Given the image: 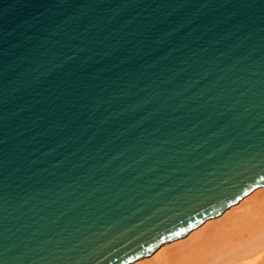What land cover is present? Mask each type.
I'll list each match as a JSON object with an SVG mask.
<instances>
[{
  "label": "water",
  "instance_id": "95a60500",
  "mask_svg": "<svg viewBox=\"0 0 264 264\" xmlns=\"http://www.w3.org/2000/svg\"><path fill=\"white\" fill-rule=\"evenodd\" d=\"M264 187V0H0V264H127Z\"/></svg>",
  "mask_w": 264,
  "mask_h": 264
},
{
  "label": "bare ground",
  "instance_id": "6f19581e",
  "mask_svg": "<svg viewBox=\"0 0 264 264\" xmlns=\"http://www.w3.org/2000/svg\"><path fill=\"white\" fill-rule=\"evenodd\" d=\"M250 193L220 219H208L183 238L127 264H264V187Z\"/></svg>",
  "mask_w": 264,
  "mask_h": 264
},
{
  "label": "rangeland",
  "instance_id": "374dc122",
  "mask_svg": "<svg viewBox=\"0 0 264 264\" xmlns=\"http://www.w3.org/2000/svg\"><path fill=\"white\" fill-rule=\"evenodd\" d=\"M250 194H251V193H250ZM248 195H249V194H248ZM248 195H246V196H248ZM246 196H245V197H246ZM242 199H243V198H242ZM242 199H241V200H242ZM241 200H240V201H241ZM240 201H239V202H240ZM235 205H236V204H235ZM222 215H223V213H221L219 216L215 217V219H217V218L220 219V218H221L220 216H222ZM226 226H227V225H226ZM197 228H198V227H197ZM222 228L225 229L226 227H222ZM229 228H230V227L227 226V228H226L225 230H227V229H229ZM193 230H194V229H193ZM212 233H213V232H212ZM215 233H217V232H215ZM212 235H213V234H212ZM212 235H211V236H212ZM214 235H215V234H214ZM182 238H183V237H182ZM194 250H195V249H194ZM194 250H193V251H194ZM148 258H149V257H148ZM162 262H163V261H161V263H162ZM162 264H163V263H162Z\"/></svg>",
  "mask_w": 264,
  "mask_h": 264
}]
</instances>
